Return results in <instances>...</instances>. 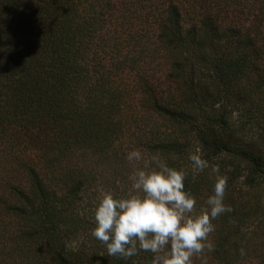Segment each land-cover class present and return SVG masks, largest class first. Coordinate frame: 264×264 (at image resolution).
Masks as SVG:
<instances>
[{"label": "trees", "instance_id": "16d2710c", "mask_svg": "<svg viewBox=\"0 0 264 264\" xmlns=\"http://www.w3.org/2000/svg\"><path fill=\"white\" fill-rule=\"evenodd\" d=\"M263 124L264 0H0V264H151L91 235L134 149L184 170L197 210L219 167L232 211L207 264H242L226 238L244 220L234 195L264 177Z\"/></svg>", "mask_w": 264, "mask_h": 264}, {"label": "clouds", "instance_id": "9594fccd", "mask_svg": "<svg viewBox=\"0 0 264 264\" xmlns=\"http://www.w3.org/2000/svg\"><path fill=\"white\" fill-rule=\"evenodd\" d=\"M126 159L133 166L130 188L119 198L99 190L91 235L109 256L124 260L143 250L153 254L151 264H193V257L207 264L206 253L215 249L209 239L215 230L212 221L232 211L224 204L227 177L212 167V194L197 210L196 198L185 190L184 170L170 167L159 154L145 158L138 149L129 151ZM189 160L193 172L209 167L199 154H190ZM240 255H246L243 247Z\"/></svg>", "mask_w": 264, "mask_h": 264}, {"label": "rangeland", "instance_id": "374dc122", "mask_svg": "<svg viewBox=\"0 0 264 264\" xmlns=\"http://www.w3.org/2000/svg\"><path fill=\"white\" fill-rule=\"evenodd\" d=\"M253 112V111H252ZM252 117H255L257 114L252 113ZM264 125V124H263ZM259 148H262V153L264 154V141L259 145ZM78 165L81 166L83 161L85 166L92 167L94 166L98 171L103 167V160L95 158L91 154H86V156H81L79 158ZM76 160H72L71 164H74ZM97 161V162H96ZM95 162L97 164H95ZM101 162V163H100ZM241 168H244L242 163H239ZM114 169V166L112 170ZM133 171V166L126 167L122 172L123 180L119 179L120 176L116 174H111V180L115 181L114 187L109 189L114 193V188L117 186L119 191H125V194L130 188V181L128 179L129 175ZM121 178V177H120ZM110 180V182H111ZM242 180V179H241ZM237 182H241L240 180ZM113 186V185H112ZM231 188V186H230ZM241 191L234 195L241 205H239L240 215L244 219L241 230L238 234L228 235L227 244H235L237 247V252L240 253V249L243 247L246 255L241 256L244 259L242 264H257L258 261H264V177L257 176L256 184L250 188L247 186H242ZM229 191H225V196ZM231 194V193H229ZM225 204V203H224ZM226 207L229 205L225 204ZM225 212L224 214H226ZM229 213V212H228ZM223 218L221 215L212 221L215 229L220 228V220ZM228 231L224 230L222 236H226ZM82 238L77 239L80 241ZM70 248L78 247L77 241H72V244H67V247Z\"/></svg>", "mask_w": 264, "mask_h": 264}]
</instances>
